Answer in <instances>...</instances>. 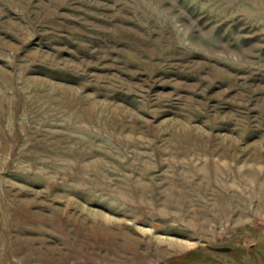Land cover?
I'll use <instances>...</instances> for the list:
<instances>
[{
    "label": "rangeland",
    "instance_id": "1",
    "mask_svg": "<svg viewBox=\"0 0 264 264\" xmlns=\"http://www.w3.org/2000/svg\"><path fill=\"white\" fill-rule=\"evenodd\" d=\"M0 264H264V0H0Z\"/></svg>",
    "mask_w": 264,
    "mask_h": 264
},
{
    "label": "water",
    "instance_id": "2",
    "mask_svg": "<svg viewBox=\"0 0 264 264\" xmlns=\"http://www.w3.org/2000/svg\"><path fill=\"white\" fill-rule=\"evenodd\" d=\"M218 252H229L231 249L228 247L215 248Z\"/></svg>",
    "mask_w": 264,
    "mask_h": 264
}]
</instances>
